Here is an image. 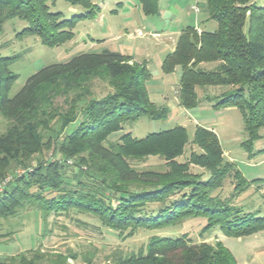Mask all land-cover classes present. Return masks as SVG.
Segmentation results:
<instances>
[{
    "label": "trees",
    "instance_id": "1",
    "mask_svg": "<svg viewBox=\"0 0 264 264\" xmlns=\"http://www.w3.org/2000/svg\"><path fill=\"white\" fill-rule=\"evenodd\" d=\"M48 1L0 0V35L7 21L19 19L26 26L17 36H34L45 47H59L73 39L80 20L94 19L98 13L92 0H63L82 10L66 19L61 12H52ZM138 1L144 15L158 14L159 0ZM201 11L216 29L198 34L193 27L185 28L174 51L162 61L161 71L180 70L177 100L183 109L198 106L197 89H203L204 100L216 102L214 108H236L246 135L242 146L250 152L264 129V7L254 0H204ZM17 58L0 55V181L11 177L0 195V217L27 208L41 212L45 224L51 213L76 210L113 231L164 228L188 218L205 221L201 233L217 228L226 237L238 238L264 231L262 212L236 202L250 184L264 179L246 180L225 159L212 130L196 126L191 144L198 150H191L183 162L177 159L184 154L188 135L181 126L142 139L127 132L116 142L109 140L124 124L142 116L150 120L168 116L166 107L149 100L144 85L151 75L145 63L108 49L80 53L40 68L10 98L17 75L9 67ZM93 80L106 82L111 92L93 97ZM59 98L66 110L57 104ZM70 125L75 128L66 133ZM47 150L54 160L44 159ZM149 157L162 160L166 170L141 171L130 165ZM18 167L23 174L17 175ZM229 180L231 190L225 194ZM34 251H26L31 257L24 252L8 256L0 264H35L40 259ZM114 264H236V260L220 241L194 244L182 235L153 236L145 252L120 256Z\"/></svg>",
    "mask_w": 264,
    "mask_h": 264
},
{
    "label": "rangeland",
    "instance_id": "2",
    "mask_svg": "<svg viewBox=\"0 0 264 264\" xmlns=\"http://www.w3.org/2000/svg\"><path fill=\"white\" fill-rule=\"evenodd\" d=\"M92 2L100 8V16L93 20L79 21L74 28L73 39L59 47H45L34 36H17L26 26L22 20L12 19L4 24L0 35V55L18 56L9 67L10 71L17 75L8 93L10 98L21 89L32 74L44 66L66 62L80 53H98L105 47L113 48V43L103 42V39L115 37L123 24L130 25V28L135 24L140 27L153 26L157 31L165 28L163 23L155 25L159 22L156 17L143 16L137 0H92ZM118 3H124L122 11L128 9L133 14V24L127 23L123 18V12L117 14L111 12L120 6ZM173 3L184 9L188 6L186 0H173ZM259 3L261 0H258L257 6H261ZM48 5L52 12H61L66 19L82 13L81 9L73 10L63 0H49ZM160 22L169 21L163 19ZM187 25H193V22L188 20L182 25L175 24L179 29ZM213 25L216 26L215 23ZM199 26L209 30L207 24L204 25L200 20ZM133 28L130 29V33L134 32ZM91 39L96 41L92 42ZM148 70L152 77L144 86L149 100L157 106H166L169 110L168 116L162 120H150L142 116L134 122L124 124L121 132L109 136L110 141L116 142L123 133L127 132L136 139H142L149 134L181 126L186 129L188 135V145L184 149V154L177 159L183 162L191 150H198L191 144L196 126L215 127L223 148H229L231 153L230 157L226 156L225 159L232 158L246 180L264 179V153L258 152L264 149V129L260 130L262 137L253 143L250 154L241 146L246 140V135L238 110L235 108L226 110L221 106L214 108L216 102L206 100H199L194 110L183 109L177 100L180 70L176 69L174 73L164 74L160 66H155L153 63ZM91 92L93 97H102L111 92V88L106 82L93 80ZM57 104L67 109L63 98H59ZM0 124H3L2 118ZM74 128L75 125H70L65 132L70 133ZM1 130L4 128L2 127ZM229 142L231 144L225 146ZM43 157L54 159L51 150H47ZM130 165L141 171L166 170L164 162L156 157H149L141 162L130 161ZM19 169L21 168H16V171ZM191 171L200 172L194 167H191ZM70 174L68 172V175ZM231 183L230 180L226 182L225 194L230 192ZM236 202L237 205L245 206L250 211L259 210L262 212L260 216H264V183L258 181L250 184ZM204 225L205 221L202 219L188 218L181 224L164 228L136 227V229L113 231L103 227L92 215L78 213L76 210L60 214L51 213L44 224L41 212L24 208L15 216L0 217V260L19 253L23 254L21 252L31 257L32 252L26 251L35 250L34 257L40 259L39 262H34L35 264H114L115 259L120 256L136 255L141 250L145 252V246L153 236L175 238L186 235L194 244L201 242L213 244L215 241H220L232 253L236 264H264V231L236 238L222 235L217 228L201 233Z\"/></svg>",
    "mask_w": 264,
    "mask_h": 264
},
{
    "label": "crops",
    "instance_id": "3",
    "mask_svg": "<svg viewBox=\"0 0 264 264\" xmlns=\"http://www.w3.org/2000/svg\"><path fill=\"white\" fill-rule=\"evenodd\" d=\"M195 1L197 2V6L199 8L198 13H195L194 10L192 9V5L194 4ZM186 2H187L188 6H187V8L184 9V8L179 7L178 5L174 4L173 0H159V2H158V14L156 16H146L142 13L139 1L137 0L138 7H139L141 14L145 17H156L159 22L156 23L155 25L158 26V25L163 23L162 25L165 28H163L161 31H157L156 28L153 26L140 27L137 24H135L133 26L134 28L131 26V28L134 29V32L130 33V31H131L130 25L125 26L123 24L122 27L117 31V35L115 37L111 36L112 37L111 39H108V38L103 39V42L113 43L114 44L113 48L110 49L108 47H105L103 49H108L110 51L119 52V53L125 54L127 56H130V57H132V60L135 62L145 63L148 69L152 63L155 66L158 65L161 67V64H162V61L164 60V58L168 54H171L174 51L178 37L180 36V34L182 33V31L185 28L193 27L197 31L198 34L202 31H210L211 32V31H214L216 29V26L213 25L215 22L213 23V21L207 20L206 15L204 13H202V11H201L202 4L204 3V0H202V1L186 0ZM254 3L257 5L258 0H254ZM118 5H120V6H118V8H114L113 11H111V12L116 13V14L119 12H123L122 13L123 18L126 19L127 23L133 24V21H134L133 14L130 13V11L128 9H125V11H122L124 8V6H123L124 3L123 4L118 3ZM259 5H261L259 7H264V6H262V5H264V0H261V3H259ZM73 10H76V8H73ZM100 14H101V11H100V8L98 7V13L94 19L99 17ZM163 19H165L166 21H169V22H167V23L160 22V20L163 21ZM86 20H93V19H86ZM188 20L193 22V25H187V26L182 27L180 29L175 26V24L182 25L183 23L188 22ZM199 20L204 25L207 24V26L209 27V30H205L204 28L200 27L199 26ZM80 21H83V20H80ZM91 40H92V42L96 41L94 39H91ZM176 69H178V68H176ZM176 69L174 72H176ZM160 70H161V68H160ZM150 75H151V73H150ZM151 77H152V75L150 76V78ZM202 90L203 89H197V91L200 94V95L198 94L199 100L205 101L203 99ZM164 99L166 101V98H164ZM207 102H211V101H207ZM162 107H166V106H162ZM196 108H194V109H196ZM225 108H226V110H233L234 109V107H225ZM194 109H191V110H194ZM206 129L212 130L216 134V136L219 140V137H218V134L216 133L215 127H206ZM219 142H220L224 157H226V156L230 157L231 153L229 151V148H223V145L221 144L220 140H219ZM242 143H241V146H242ZM230 144H231V142H229V144L226 143L225 146L230 145ZM261 150H259V151H261ZM228 161L235 164V161L232 158H229Z\"/></svg>",
    "mask_w": 264,
    "mask_h": 264
},
{
    "label": "built area",
    "instance_id": "4",
    "mask_svg": "<svg viewBox=\"0 0 264 264\" xmlns=\"http://www.w3.org/2000/svg\"><path fill=\"white\" fill-rule=\"evenodd\" d=\"M192 9L194 10L195 13L199 12V8L197 6V2L195 1L194 4L192 5ZM55 159V158H54ZM53 159V160H54ZM70 163V162H69ZM17 175H21L24 173L23 169H19L16 171ZM11 181V177H5L2 181H0V195L3 193L4 188L6 185Z\"/></svg>",
    "mask_w": 264,
    "mask_h": 264
}]
</instances>
